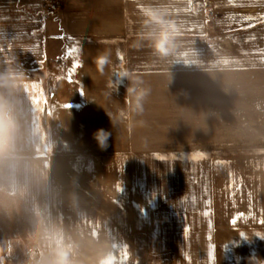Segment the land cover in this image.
<instances>
[{"label": "crops", "instance_id": "crops-1", "mask_svg": "<svg viewBox=\"0 0 264 264\" xmlns=\"http://www.w3.org/2000/svg\"><path fill=\"white\" fill-rule=\"evenodd\" d=\"M3 77L48 177L24 198L0 192L37 219V264L52 226L72 264H264V0H0ZM112 91L127 146L64 151L51 124L107 116ZM21 250L0 237V264H26Z\"/></svg>", "mask_w": 264, "mask_h": 264}, {"label": "clouds", "instance_id": "clouds-1", "mask_svg": "<svg viewBox=\"0 0 264 264\" xmlns=\"http://www.w3.org/2000/svg\"><path fill=\"white\" fill-rule=\"evenodd\" d=\"M106 63V57L101 56ZM0 86L15 88L10 77L0 78ZM101 149L107 147L110 133L101 129L95 134ZM33 132L27 125V112L23 101L14 95L0 91V192H14L21 198L27 197L32 187H47L48 177L39 170L31 156ZM37 210V215H39ZM44 239L52 249L48 264H72L69 253L73 248L65 243L62 229L52 226L45 229Z\"/></svg>", "mask_w": 264, "mask_h": 264}, {"label": "rangeland", "instance_id": "rangeland-1", "mask_svg": "<svg viewBox=\"0 0 264 264\" xmlns=\"http://www.w3.org/2000/svg\"><path fill=\"white\" fill-rule=\"evenodd\" d=\"M40 67V65H38ZM43 66V65H42ZM110 106L107 107L108 115L107 116H97V121L92 124H63L65 127L61 128V123L51 124L58 131V135L62 137L60 139L61 148L64 151H71L74 149V146H77L78 150H82L85 147H93L94 150H101L98 145L97 140L95 139V133L98 130H105L110 133L107 139V147L110 149H118L127 146L128 144V131L127 123L125 121L124 115V103L121 98V94H113V91L110 92ZM101 114V113H100ZM97 115V114H96ZM73 126V127H71ZM77 126H81L83 129L85 126L92 128L93 139L86 140L85 134L83 133L78 139H73V136L69 137V134ZM73 129H71V128ZM80 133V130H79ZM89 134V130H88ZM73 135V134H72ZM83 137V138H81ZM229 150V149H227ZM229 155V154H223ZM61 169L63 170V177L65 180H68L73 186V190L78 193H83L85 188H83L75 175L69 168L61 164ZM86 191V190H85ZM86 195L91 198L92 205L95 209L111 211L114 210L113 205L106 203L102 200L103 196L93 197L91 193H86ZM38 222L36 218L26 217L24 209L19 201L15 200L13 197L3 196L0 194V237H10L15 240H18L19 245L21 246L20 254L23 259L35 261L36 257L32 256L35 250V239L37 235ZM139 252L141 255L145 252L143 251V243L139 245ZM39 261L41 256L38 255ZM27 264V263H26Z\"/></svg>", "mask_w": 264, "mask_h": 264}, {"label": "snow or ice", "instance_id": "snow-or-ice-1", "mask_svg": "<svg viewBox=\"0 0 264 264\" xmlns=\"http://www.w3.org/2000/svg\"><path fill=\"white\" fill-rule=\"evenodd\" d=\"M16 35L19 36V34H16ZM76 51H77V49L72 48V49L69 50L68 55H73ZM79 66H80V62H79V60H77V61H76V67H74V68L72 69V72L74 73V72L76 71V68H78ZM69 80L71 81V76H69ZM65 107H71V105H65ZM194 158H195V159L202 158V155H201V154H197V156H195ZM241 215H243V214H241ZM235 222H236V221L233 220V223H235ZM261 223H264V220H261ZM213 259H214V258H213Z\"/></svg>", "mask_w": 264, "mask_h": 264}, {"label": "built area", "instance_id": "built-area-1", "mask_svg": "<svg viewBox=\"0 0 264 264\" xmlns=\"http://www.w3.org/2000/svg\"><path fill=\"white\" fill-rule=\"evenodd\" d=\"M27 264H37L36 261L29 260Z\"/></svg>", "mask_w": 264, "mask_h": 264}]
</instances>
